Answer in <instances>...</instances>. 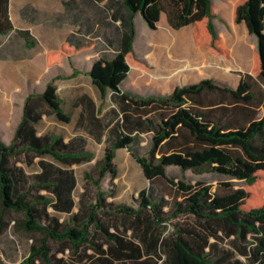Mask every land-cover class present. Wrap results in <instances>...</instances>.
Masks as SVG:
<instances>
[{"label": "trees", "instance_id": "16d2710c", "mask_svg": "<svg viewBox=\"0 0 264 264\" xmlns=\"http://www.w3.org/2000/svg\"><path fill=\"white\" fill-rule=\"evenodd\" d=\"M137 14L152 30L163 15L175 30L191 26L197 47L230 57L214 24L213 0H120L115 10L122 25L119 46L113 55L93 61L88 76L103 96L112 93L121 120L110 128L103 158L84 173L78 210L74 170L45 157L72 167L93 161L94 153L82 139L39 135L37 125L45 116L71 122L50 82L25 98L11 142L0 138V235L13 222L16 231L30 237L22 264H264V0H237L233 6L234 24L244 23L257 38L251 70L235 88L205 79L168 95L124 91L133 69L146 71L135 57ZM14 29L10 0H0V35ZM18 32L28 48L35 46L29 31ZM91 47L65 42L47 53L46 64L58 66ZM143 134L151 136L146 154L135 148ZM122 149L150 184L140 192L137 207L109 201L116 191L107 193L102 186L106 178L115 185V160ZM20 163L37 164L39 171L29 173ZM171 166L243 185L223 182L213 190L203 182H175L167 173ZM169 225L173 231L166 236ZM223 239L238 242L246 262L226 257L213 262Z\"/></svg>", "mask_w": 264, "mask_h": 264}, {"label": "rangeland", "instance_id": "374dc122", "mask_svg": "<svg viewBox=\"0 0 264 264\" xmlns=\"http://www.w3.org/2000/svg\"><path fill=\"white\" fill-rule=\"evenodd\" d=\"M236 1L213 0L218 14L214 19V24L219 36L230 50V57L224 61L225 58L211 54L208 71L203 76L194 79L193 82L214 79L235 88L241 78L250 72L254 53L257 50V38L245 31L246 27L244 29L236 24L234 26L229 21L230 6ZM111 2L115 3L116 10L120 0H111ZM60 3L61 0H13L15 4L13 20L17 30L6 36L0 35V138L2 137L8 143L11 141L14 129L12 127L21 117L25 97L29 93H41L48 83L54 82L63 102V109L70 115L71 122L65 124L58 121L55 116H45L37 125L39 134L60 135L66 140L82 139L85 148L94 153L93 161L72 167L60 164L51 156L45 157V160L56 166L74 170L77 176V187L74 192L75 211H77L81 194L84 191V173L91 171L96 162L103 158L110 128L121 120L119 109L112 101V93L102 95L87 76V66L103 54H114L119 46L122 25L115 23L108 31L80 30L74 23L75 16L61 15L63 9ZM27 6L29 10L25 9ZM25 10H28V13H24ZM19 11L22 13L19 14ZM134 23L136 29L135 57L139 65L146 68V71L133 69L122 89L143 97L159 95L155 93L158 88L150 85L146 79L155 80L152 76L155 72L154 57L148 50V43L153 39L154 32L140 14L135 16ZM18 30L30 32L31 39L35 42L33 48L26 46ZM65 42L70 44L89 42L92 43L93 48L80 53L79 57L73 58L72 61L65 59L59 66L46 68L47 52L58 50ZM232 44H234L233 47H231ZM150 55H152V62L149 61ZM76 68L82 69L84 74L71 77ZM150 139L151 136L148 134L141 135L135 148L141 154H146L150 148ZM115 163L118 168L115 185L113 186L110 179L106 178L102 183L103 189L107 193L113 189L116 191L115 197L109 198V201L137 207L140 192L150 188L149 181L127 149L117 152ZM19 166H23L29 173L39 171L37 164L31 168L22 163ZM167 173L175 182L183 180L191 185L203 182L210 185L213 190H216L217 186L223 182H233L236 188L243 185L240 181L230 180L222 175L183 172L174 166L168 167ZM60 216L62 219L68 217ZM172 231L173 227L169 225L165 232L166 236ZM238 244L233 239L220 241L217 250L212 254L213 262L225 257L229 260L246 262L245 257L239 252ZM167 257V254L162 253V259L165 260Z\"/></svg>", "mask_w": 264, "mask_h": 264}, {"label": "crops", "instance_id": "0c3cea01", "mask_svg": "<svg viewBox=\"0 0 264 264\" xmlns=\"http://www.w3.org/2000/svg\"><path fill=\"white\" fill-rule=\"evenodd\" d=\"M14 5L13 0H10V17L15 28L13 31L17 30L13 20ZM60 5L63 9L61 15L75 16L74 23L78 25L80 30L85 29L95 32L108 31L115 23H120V21H115V6L114 3L109 0H61ZM233 6L234 3L230 6L231 15L229 19L232 25H234L232 19ZM25 9L29 10L30 8L27 6ZM28 10H25L24 13H28ZM215 12L216 15H218L216 10ZM20 13H22V11H19V14ZM236 25L239 27L242 26L244 29L246 27L244 23ZM246 29L245 31H248ZM152 31L154 32L153 39L148 43V50L154 57L155 72L152 76L155 80L146 79L150 85L152 84L158 88V91L155 93L168 95L177 87L198 83L193 82V80L203 76L204 73L208 71L211 53L205 48H200L195 45L191 26L175 30L169 25L166 16L163 15L157 29ZM233 46L234 44L231 45V47ZM92 48L93 46L81 53L91 50ZM79 54L73 58L79 57ZM152 55H150L149 58L150 62H152ZM73 58L68 60L72 61ZM225 60L226 59H224V61ZM92 63L93 61L87 66V76ZM45 67L48 69L52 68L48 67L46 64V57ZM73 73H75V77L84 74L83 70L80 68H76ZM20 119L16 121L15 126L12 127L14 129L11 140ZM8 124L10 123L8 122ZM6 143L9 144L8 142ZM31 243L32 240L30 237L23 232L16 231L14 229V223L11 222L8 229L0 235V264H22L23 260L30 252Z\"/></svg>", "mask_w": 264, "mask_h": 264}]
</instances>
